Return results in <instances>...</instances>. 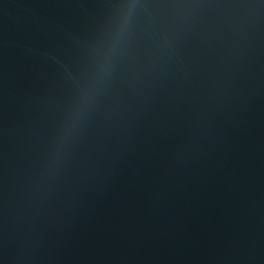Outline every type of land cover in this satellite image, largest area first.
Segmentation results:
<instances>
[{
  "label": "water",
  "instance_id": "1",
  "mask_svg": "<svg viewBox=\"0 0 264 264\" xmlns=\"http://www.w3.org/2000/svg\"><path fill=\"white\" fill-rule=\"evenodd\" d=\"M0 264H264V0H0Z\"/></svg>",
  "mask_w": 264,
  "mask_h": 264
}]
</instances>
